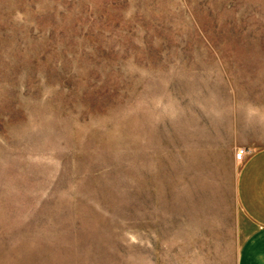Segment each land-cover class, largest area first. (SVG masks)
Listing matches in <instances>:
<instances>
[{"label": "rangeland", "instance_id": "1", "mask_svg": "<svg viewBox=\"0 0 264 264\" xmlns=\"http://www.w3.org/2000/svg\"><path fill=\"white\" fill-rule=\"evenodd\" d=\"M262 147L264 0H0V264H237Z\"/></svg>", "mask_w": 264, "mask_h": 264}, {"label": "crops", "instance_id": "2", "mask_svg": "<svg viewBox=\"0 0 264 264\" xmlns=\"http://www.w3.org/2000/svg\"><path fill=\"white\" fill-rule=\"evenodd\" d=\"M236 198L241 212L254 228L240 245L237 264H264V147L240 164Z\"/></svg>", "mask_w": 264, "mask_h": 264}, {"label": "built area", "instance_id": "3", "mask_svg": "<svg viewBox=\"0 0 264 264\" xmlns=\"http://www.w3.org/2000/svg\"><path fill=\"white\" fill-rule=\"evenodd\" d=\"M251 152H247L245 149H239L235 153V161L242 162L247 156H249Z\"/></svg>", "mask_w": 264, "mask_h": 264}]
</instances>
